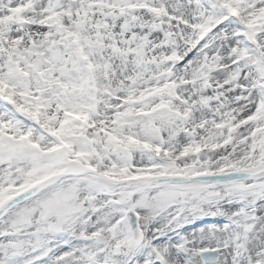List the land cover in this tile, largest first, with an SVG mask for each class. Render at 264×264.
<instances>
[{"label": "snow or ice", "instance_id": "snow-or-ice-1", "mask_svg": "<svg viewBox=\"0 0 264 264\" xmlns=\"http://www.w3.org/2000/svg\"><path fill=\"white\" fill-rule=\"evenodd\" d=\"M0 264H264V0H0Z\"/></svg>", "mask_w": 264, "mask_h": 264}]
</instances>
